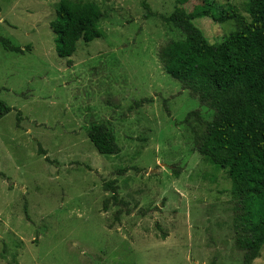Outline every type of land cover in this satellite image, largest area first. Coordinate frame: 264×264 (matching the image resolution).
I'll list each match as a JSON object with an SVG mask.
<instances>
[{"label":"rangeland","instance_id":"rangeland-1","mask_svg":"<svg viewBox=\"0 0 264 264\" xmlns=\"http://www.w3.org/2000/svg\"><path fill=\"white\" fill-rule=\"evenodd\" d=\"M59 1L0 0V38L25 51L0 43V100L13 109L0 119V264H245L228 174L182 124L192 111L206 121L213 111L159 60L181 38L164 20L177 0H146L149 14L143 0H91L103 36L80 41L72 67L50 28ZM215 1L250 18L247 0ZM194 24L210 43L236 28ZM92 123L115 132L118 155L97 152ZM250 264H264V246Z\"/></svg>","mask_w":264,"mask_h":264},{"label":"trees","instance_id":"trees-1","mask_svg":"<svg viewBox=\"0 0 264 264\" xmlns=\"http://www.w3.org/2000/svg\"><path fill=\"white\" fill-rule=\"evenodd\" d=\"M188 1L177 0L176 9L164 18L181 38L162 47L159 60L168 75L213 111L209 121L203 119L200 110L192 111L182 124L189 130L195 150L228 174L235 202V245L244 252V263L250 264L260 257L264 246V0H247L250 18L233 5H220L215 0H202V5L188 13L183 8ZM143 7L148 14L151 12L146 0ZM103 16L96 1L57 3L50 28L56 52L67 59L69 67L80 41L90 44L102 38L99 25ZM206 18L216 24L233 21L236 28L222 42L210 43L194 24ZM0 43L7 51L25 52L8 39L0 38ZM148 102L142 99L139 106ZM12 110L0 100V119ZM20 116L18 112L19 121ZM88 138L101 155L121 152L112 129L92 123ZM108 186L113 191L114 204L123 205L116 187ZM159 238L166 240L168 235L162 231ZM12 260L11 264H19L16 257Z\"/></svg>","mask_w":264,"mask_h":264}]
</instances>
